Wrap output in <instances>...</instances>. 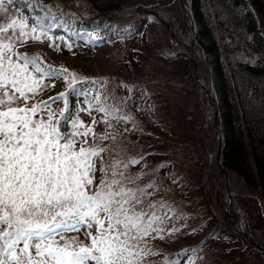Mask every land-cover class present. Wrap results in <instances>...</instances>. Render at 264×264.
<instances>
[{"label": "snow or ice", "instance_id": "snow-or-ice-1", "mask_svg": "<svg viewBox=\"0 0 264 264\" xmlns=\"http://www.w3.org/2000/svg\"><path fill=\"white\" fill-rule=\"evenodd\" d=\"M37 7L30 23L22 8ZM54 27L41 0H0V264H149L148 256L163 251L152 240L174 239L185 227L160 195L165 179L180 178L159 176L163 162L149 167V153L128 149V137L145 131L135 85L120 81L127 95H118L106 89L107 77L18 51L29 39L51 40ZM57 79L63 89L44 96ZM147 96L141 89L139 98ZM199 250L190 249L184 264H196ZM162 264L176 260L166 253Z\"/></svg>", "mask_w": 264, "mask_h": 264}, {"label": "trees", "instance_id": "trees-1", "mask_svg": "<svg viewBox=\"0 0 264 264\" xmlns=\"http://www.w3.org/2000/svg\"><path fill=\"white\" fill-rule=\"evenodd\" d=\"M16 3L35 5L36 0ZM41 3L51 8L56 33L83 37L95 31L117 39L132 36L144 17H155L161 23L178 53L193 64L199 127L208 134L214 149L213 154H204L202 178L205 201L216 219L213 227L244 241L264 258V206L259 194L260 186L264 196V0H172L164 6L127 9L112 0ZM22 11L30 17L41 14L38 7ZM217 33L233 82L224 67ZM212 72L220 81V95L212 85ZM237 104L250 137L256 171L243 140Z\"/></svg>", "mask_w": 264, "mask_h": 264}, {"label": "rangeland", "instance_id": "rangeland-1", "mask_svg": "<svg viewBox=\"0 0 264 264\" xmlns=\"http://www.w3.org/2000/svg\"><path fill=\"white\" fill-rule=\"evenodd\" d=\"M112 1L127 9L141 5L164 6L172 0ZM22 12L30 17L29 12ZM29 22H32L31 17ZM54 28L51 29V40L29 39L18 51L38 55L46 65L63 66L85 77H107L106 89H115L118 95H127L126 89L118 87L120 81L135 85L134 102L143 109L135 115L145 131L128 137L132 141L128 149L133 154L149 153L146 157L149 167L163 162L165 167L159 170V176L169 171L180 178L175 184L165 179L163 183L167 187L160 195L173 203L181 214L175 222L177 226L183 224L185 227L175 233L174 239L165 236L163 240H152V247L163 251L148 256L149 264H162L166 253L176 260V264H184L187 256L192 255L188 251L192 248L200 249L196 253V264H264L263 256L244 241L227 237L219 227H213L216 219L205 201L202 178L206 161L204 154L206 151L213 154L214 149L208 134L199 127L200 109L195 99L197 85L193 64L188 57L178 53L161 23L155 17H144L132 36L117 39L95 31L83 37L68 32L56 33ZM68 28L66 26V30ZM217 34L222 44L220 34ZM65 42L72 47H65ZM79 83L82 89L91 88L89 81ZM219 84L216 73L212 72V85L218 95ZM64 85L65 81L57 79L55 86L46 89L43 95L59 92ZM232 87L236 94L234 85ZM141 89L148 93L144 99L139 98ZM237 106L240 111L239 104ZM241 124L246 148L251 153V141L242 117ZM99 128L97 125V130ZM259 194L264 206L261 188ZM190 229H195V232ZM180 249L186 251L174 255Z\"/></svg>", "mask_w": 264, "mask_h": 264}]
</instances>
